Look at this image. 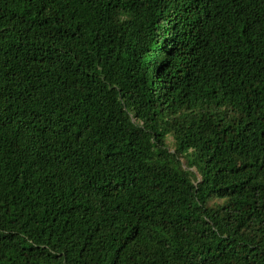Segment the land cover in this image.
<instances>
[{
	"label": "trees",
	"instance_id": "1",
	"mask_svg": "<svg viewBox=\"0 0 264 264\" xmlns=\"http://www.w3.org/2000/svg\"><path fill=\"white\" fill-rule=\"evenodd\" d=\"M0 264H264V0H0Z\"/></svg>",
	"mask_w": 264,
	"mask_h": 264
},
{
	"label": "bare ground",
	"instance_id": "2",
	"mask_svg": "<svg viewBox=\"0 0 264 264\" xmlns=\"http://www.w3.org/2000/svg\"><path fill=\"white\" fill-rule=\"evenodd\" d=\"M170 1V0H169ZM180 1V0H179ZM191 6V5H190ZM201 11V10H200ZM199 12V11H198ZM199 14V13H198ZM199 16V15H198ZM213 18V17H212ZM145 20V19H144ZM211 20V19H210ZM132 21V19H131ZM146 21V20H145ZM148 22V21H147ZM194 23V22H193ZM212 23V22H211ZM190 27V26H189ZM181 33V32H180ZM198 33V32H197ZM180 35V34H179ZM190 36V35H189ZM188 38V37H187ZM178 39V38H177Z\"/></svg>",
	"mask_w": 264,
	"mask_h": 264
}]
</instances>
